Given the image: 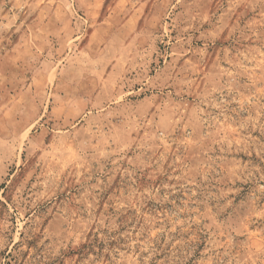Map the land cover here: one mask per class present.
I'll return each instance as SVG.
<instances>
[{"label": "rangeland", "instance_id": "374dc122", "mask_svg": "<svg viewBox=\"0 0 264 264\" xmlns=\"http://www.w3.org/2000/svg\"><path fill=\"white\" fill-rule=\"evenodd\" d=\"M0 264H264V0H0Z\"/></svg>", "mask_w": 264, "mask_h": 264}]
</instances>
